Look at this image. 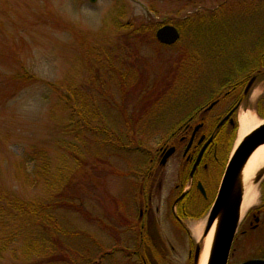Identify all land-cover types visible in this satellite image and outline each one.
<instances>
[{
    "label": "rangeland",
    "instance_id": "obj_1",
    "mask_svg": "<svg viewBox=\"0 0 264 264\" xmlns=\"http://www.w3.org/2000/svg\"><path fill=\"white\" fill-rule=\"evenodd\" d=\"M240 2L245 5L243 14L239 12ZM196 12L207 17L217 14L219 18H209L203 32L196 33L195 44L190 42L191 33L183 30L179 42L172 46L153 42L149 35H137L135 40L127 33L132 30L138 34L141 32L137 28L144 31L146 27L154 31L155 23L182 25ZM126 22H130V27L121 28ZM118 43L120 47H116ZM192 44L200 50L203 65L198 70L202 72L196 75V66L189 67L175 81L178 62L184 53L191 55L183 47ZM238 65L245 69L239 70ZM248 74L250 81L254 79L246 88V92L252 89L249 103L253 105L264 97V0H0V199L17 197L29 204L56 200L50 213L61 228L55 234L30 219L23 220L21 226L14 222L0 226V264H33L56 248L68 252L75 264H125L126 241L137 240L139 232L134 225L129 234L122 229L125 224L120 209L124 203L129 207L126 196L130 195L131 186L127 179L134 186L137 163L152 158L153 164L147 162L146 169L151 168L153 173L160 170L156 152L164 143L172 144V138L166 140L167 132L182 124L177 121L190 109L208 106L218 96L208 95L215 93L214 86L237 83V93L241 92ZM164 90L169 105L153 103ZM66 91L75 101L78 92L91 94L90 104L93 108L98 106L105 116L99 125L120 134L117 137L124 139L126 146L137 142L143 150L139 154L133 152L128 161L130 154L116 150L107 141L108 136L84 131L79 120L82 133L78 138L70 131L74 126L73 109L66 106L63 110ZM191 93L197 101L171 117L170 111L178 99ZM78 104L82 106L81 102ZM120 105L137 112L131 130L125 122L128 114ZM242 111L247 109L243 106L240 116ZM239 127L240 124L230 138L229 155ZM112 139L118 144L116 137ZM68 144L79 145L73 152L81 163L76 156H70ZM83 158L87 159L85 163ZM176 160L177 156H173L163 166L164 191L174 184L170 173ZM129 162L134 164L132 171ZM214 171L216 184L210 185L206 204H202V210L195 207L198 214L193 211V217L184 221L194 245L201 242L192 227L203 223L204 234L220 187L223 164ZM158 178L155 176L157 182ZM151 182L145 188L143 181L142 198L144 192L151 195ZM257 186L258 198L253 206L261 203L263 184ZM75 190L81 194L83 213L61 204L65 196L70 202L68 194ZM156 192L153 191L152 203L147 200L144 204L150 205L151 212L160 207L159 212H153L160 216L169 211L174 197L162 203ZM79 199L73 202L79 204ZM134 201L137 207L128 208L125 213L133 222L129 213L138 214L135 197ZM142 205L143 199H139V206ZM256 216L248 211L241 218L228 264H264V211L260 218ZM162 219L158 222L152 217L151 222L158 224L150 225L158 236L154 241L161 243L156 247L158 261L191 264L188 252L193 245L188 246V234L179 225L173 230L168 222L172 218ZM256 219L258 225L253 228ZM170 231L171 237H179L169 236L172 248L165 242ZM151 249L154 248H149L148 254L157 258V251L153 254ZM43 260L47 262L46 258Z\"/></svg>",
    "mask_w": 264,
    "mask_h": 264
},
{
    "label": "flooded vegetation",
    "instance_id": "obj_2",
    "mask_svg": "<svg viewBox=\"0 0 264 264\" xmlns=\"http://www.w3.org/2000/svg\"><path fill=\"white\" fill-rule=\"evenodd\" d=\"M249 77V75L246 76L245 83L242 82L243 89L239 92L240 94L237 93L238 87H235L237 83L226 84L223 82L225 85L220 92L221 94L218 97H215L208 106L203 108H193L186 112L185 117L178 122V124L180 122H182V124L175 130H172L167 139L170 140L172 138L171 142L175 144L176 147L173 156H177V160L170 173L171 183L174 184L173 186L170 185L169 192L173 189L176 190L174 204L177 203L179 198L182 199L180 208L178 209L180 219H177L176 222L186 230L188 236H190V231L184 226V221L186 218L193 217V211L195 214H198L193 205L195 200H208L211 188L210 185L215 186L216 184L213 179L215 173L214 168L224 162L223 158L227 151L226 148L230 143L231 136L236 132L238 127L241 108L244 106L247 110L252 109L256 111V114L264 116V97L255 100L253 105L249 103L251 102L249 99V93L252 90L246 92V88L251 79ZM254 77L257 76L254 75ZM236 93L239 95L237 96ZM210 138H213L212 142L206 145ZM167 146V144H164V146L161 147L162 150L157 151V163L160 166V170L153 173L152 169L149 168L145 175L147 181L152 177H154V180L155 176L159 177L158 182L155 180L158 184L159 191H163L162 180L163 178H166L164 177L163 166H165L168 161L162 164V158L166 154V151L163 153L162 151ZM199 156L200 159L198 161ZM171 158L172 157L169 159ZM153 160L151 161L153 162ZM200 184L202 187L199 186ZM169 192L166 189L167 196L171 195ZM145 195L147 197L149 196L147 194ZM186 206L188 207V210L186 209ZM199 209L202 210L201 207ZM150 210L151 208H148L145 211L143 207H141L139 213L135 216L134 222L131 219L129 220L128 216L127 219L124 220L127 233H130L133 229V225L135 228H138L139 232L137 240L132 238L133 240L129 239V241H126L124 247L127 250L125 264H160L158 260H155V258L148 254L149 248H154L151 250H153V254L157 251V256L159 252L156 247H159L161 244L160 241H154L158 236L155 232L151 231L149 221H151L152 217L159 221L160 218L163 220L162 217L170 218V215L165 212L163 215L159 216ZM255 226H257V224L253 225V228H255ZM145 234L147 237H145ZM170 234L171 231L167 235L168 238L165 242L166 244H169L170 248H172L174 244H172L173 242L171 238L178 239L179 237L173 232V237H171ZM188 254L190 260H193V257H195V251L190 249Z\"/></svg>",
    "mask_w": 264,
    "mask_h": 264
},
{
    "label": "trees",
    "instance_id": "obj_3",
    "mask_svg": "<svg viewBox=\"0 0 264 264\" xmlns=\"http://www.w3.org/2000/svg\"><path fill=\"white\" fill-rule=\"evenodd\" d=\"M218 16L219 15L214 14V15H211V18L215 20L218 18ZM206 21H207V16L205 14L195 13V14L189 15L184 20V23H182V25L180 24V28L183 30V32L185 31V33L186 32L191 33V38H189L190 42L192 41L195 44V42H198V40L195 38L196 37L195 35H196V33H202L203 32V30L205 29L204 24L206 23ZM211 24H212V22H211ZM214 24H216V23H214ZM130 25L131 24L129 22V23L124 24L123 27H125V26L130 27ZM160 26H161V24L155 23V30ZM137 30L141 33L135 34V33H133L132 30L128 31L127 33H129L130 36L135 37L134 38L135 40L138 39L137 35H143L144 37L149 35L151 38V41L155 42V37H154V31L155 30L153 31L150 27H146L144 29V31L141 30V28H137ZM194 44H192V46L189 45L187 47H183L186 51H191V55L184 53L182 60H180L178 62V65L176 68L177 71L174 75L175 81L179 79L180 73H183L186 69L189 70V67L196 66V71H195L196 75H199V73L202 72V70L201 71L198 70V68H200L203 65V61L201 60V56L199 55L200 50H199L198 46L195 47ZM117 46L120 47L119 43L116 45V47ZM190 70H191V68H190ZM124 89H125V87H124ZM126 92L127 91H125L124 94ZM165 92H166V90H164L160 95H157L156 98L154 99L153 103H158V105L160 103H162L163 96H164ZM90 98H91V94H89V96H87L86 93H83V92L79 93L78 92V98H76V101H75V98L74 99L72 98V95L69 99H67L68 103H70L69 104L70 109L71 108L73 109V111L71 113L73 116H75V119L73 121L74 127L72 128L71 132H73L74 134H77L78 138L80 137L81 128H79L77 125L78 120H79L82 122V126H84L83 127L84 131L95 132L97 134L101 133L103 136H106V137L108 136L107 141L110 142L109 144H113L116 149H120L123 146H125V143L123 141L124 139L117 137V135H120V134H117L115 132H110L105 127L99 125L100 120L105 119L104 118L105 116L103 117V111L98 106L93 108L92 104H90V100L93 101V99H90ZM78 102H81L82 106H79ZM84 104H85V106H84ZM150 104H152V103H150ZM149 105H145V107L149 106ZM83 106H84V110L82 109ZM119 107L128 114L127 117H125L126 127H128V129L130 128L129 130L133 129V127L135 126L136 113H137L135 111V108H133V110L129 112L127 110V105H120ZM93 112H95V113H93ZM93 124H95V125H93ZM102 124H104V123L102 122ZM115 137H116V139H118L119 145L117 144V142L112 141L113 140L112 138H115ZM134 139H136V137H134ZM131 141L132 140H130V143H131ZM78 146L79 145H73L72 146V144L71 145L68 144L67 150L70 153V156L73 157V159H75V156H76L77 161H79V163H81L80 157L76 154V152H73V151H75V149ZM139 146L140 145L137 142H135V145H132L129 147L133 148V149H137V151L143 150L141 148V146L140 147ZM86 160L87 159L83 158V163H85ZM88 164H89V162L86 163V165H88ZM86 165H85V167H86ZM68 196L71 197V198H69L70 202L68 201V199L65 196L63 198V200H61V204H63L65 207H69V208L71 207L73 209H76V210H79L80 212H82L83 206L80 205L82 203H81V200L79 199V196H81V194L75 190V191H70V194H68ZM55 197L56 196H54L52 199H54ZM6 199L3 197L0 199V226L4 227V226L9 225V223H12V222H14L18 226H21L23 220L30 219L34 222V225L43 226L42 228L44 230L49 229L50 232H54L55 234L58 231H61V228L59 227L58 221H56V219L52 218L53 215L50 213L51 209H52L51 206L56 202V200H51L50 202L48 201L47 204H44L43 202H37V203L34 202L33 204H29V203L23 202L20 198H17V197H13L10 199L6 198ZM77 199L80 200L79 204H76L73 202L74 200H77ZM263 207H264V205L261 208H263ZM261 208H259V209H261ZM88 214L89 215L87 217H89V219L92 220V215L90 213H88ZM123 216H124V214H123ZM121 218H123V217H121ZM54 227H57L59 229L54 230ZM50 252L51 253H49V255L47 254L44 257V258H46L47 262H44V260H43L44 258H43L39 262H36L33 264H62V262L69 263V264H75L74 259L71 257L70 254H68V252L65 253V250L59 251L56 248V249L51 250ZM26 264H27V262H26Z\"/></svg>",
    "mask_w": 264,
    "mask_h": 264
},
{
    "label": "bare ground",
    "instance_id": "obj_4",
    "mask_svg": "<svg viewBox=\"0 0 264 264\" xmlns=\"http://www.w3.org/2000/svg\"><path fill=\"white\" fill-rule=\"evenodd\" d=\"M175 27L178 29V31L181 30L180 28V23H175ZM168 98H165L163 96V101L162 103L166 102V105L168 106L169 102H168ZM162 103H160L159 105H161ZM183 110V107L180 106L179 104H175L174 107H172L171 109V117L172 115L175 113H181ZM243 113L241 114V116H239V123H240V127H239V131H238V136L235 142V146H237L242 140H244L253 130H255L256 128H258L259 126H261L263 124V121L260 120L257 117L256 111L252 110V109H248L247 111H242ZM95 113V112H93ZM172 143V142H171ZM128 146H123L122 148H120L123 152L130 154L129 158L127 157L128 161L132 160V153L135 152L136 154H139V152L137 151V149H133L130 148ZM166 152H171L169 157L167 159H169L170 157H173L174 152H175V144H171L170 146L166 147ZM142 160V159H141ZM169 161V160H167ZM128 168L130 169V171L134 170V164H132L131 162L127 163ZM136 165V164H135ZM138 166H136V169L138 170L136 173H138L141 178L146 181L147 185H148V181L145 178L146 175V170H145V166L143 165V162L141 161L140 163H137ZM264 167V144L259 146L252 154L251 156L248 158V160L246 161L245 165L243 166L240 176H239V188L241 190V196H242V201H241V207H240V220L241 218L248 212V210L256 203L257 198H258V193H257V184L254 181V177L255 174L258 172V170H260V168ZM134 173V177H135V184L134 186L131 187V189L133 188L134 191H132L131 189H129V198L130 196L133 197L129 199V201L127 202H131L132 203V207H134L136 205V202L134 201V197L137 201V204H139V199L142 200L143 199V209L146 211L150 205L149 204H144L145 201L149 200V198L146 195H143V198L140 196L141 193V186L139 184V180L137 178V175L135 172ZM165 175V174H164ZM166 176V175H165ZM171 177V176H170ZM151 186V187H150ZM149 186L150 189V193L153 195V191L156 192V190L153 189L152 185ZM152 188V189H151ZM158 192V191H157ZM171 195L167 196V195H158L156 193V195L159 197V200L164 203L166 201H170L171 199H175L176 197V190L173 189L172 191L169 192ZM145 196V197H144ZM173 196V197H172ZM167 202V203H168ZM182 199L179 198V200L177 201L176 204H174V200H172L171 203V207L168 208L169 211H165L168 215H170V219L172 218V220H169L168 222L172 224V229L174 230L176 227L173 225V223H176L177 219H180L179 215H178V209L180 208ZM202 204H206V199H197L193 202L194 207H196L197 209H199ZM131 207V208H132ZM160 208V207H159ZM157 208V211H159L160 209ZM186 209L188 210V207L186 206ZM153 209V212H155ZM264 208L260 209V212H263ZM131 218L135 220V216H137V212L134 211V214L129 213ZM123 223L124 219L121 218ZM159 222V221H158ZM158 222H151L149 221V224H158ZM219 224V217H217V219L215 220L214 224L212 225L211 229L209 230V232L205 235H202V231H203V223L201 224H197L194 225L192 227V233L194 234V236L200 240L202 248H201V253H200V258H199V264H208L209 263V259L211 256V251L213 249V243H214V237H215V233L217 230ZM125 226V225H124ZM122 229H125V227H123Z\"/></svg>",
    "mask_w": 264,
    "mask_h": 264
},
{
    "label": "water",
    "instance_id": "obj_5",
    "mask_svg": "<svg viewBox=\"0 0 264 264\" xmlns=\"http://www.w3.org/2000/svg\"><path fill=\"white\" fill-rule=\"evenodd\" d=\"M95 1V0H93ZM156 36L158 40L166 45H172L180 37L175 26L167 25L161 27ZM264 144V124L251 132L239 145L225 172L219 194L212 208L208 224L204 234L211 229L217 217L219 224L215 233L213 249L208 264H228L231 246L237 232L240 221L241 190L239 188V176L251 154ZM171 152L167 154L170 155ZM264 175V170L257 172L255 183L260 182ZM201 247L198 246L196 252V264L199 261Z\"/></svg>",
    "mask_w": 264,
    "mask_h": 264
}]
</instances>
